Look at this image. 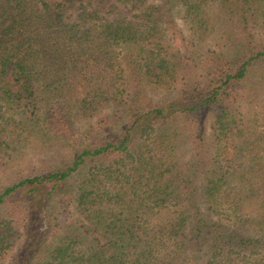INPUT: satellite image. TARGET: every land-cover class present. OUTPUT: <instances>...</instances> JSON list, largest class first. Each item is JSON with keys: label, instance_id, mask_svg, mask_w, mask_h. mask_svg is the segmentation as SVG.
Returning <instances> with one entry per match:
<instances>
[{"label": "trees", "instance_id": "16d2710c", "mask_svg": "<svg viewBox=\"0 0 264 264\" xmlns=\"http://www.w3.org/2000/svg\"><path fill=\"white\" fill-rule=\"evenodd\" d=\"M161 1L0 0V264H264V0Z\"/></svg>", "mask_w": 264, "mask_h": 264}, {"label": "rangeland", "instance_id": "374dc122", "mask_svg": "<svg viewBox=\"0 0 264 264\" xmlns=\"http://www.w3.org/2000/svg\"><path fill=\"white\" fill-rule=\"evenodd\" d=\"M148 4L161 5V0H147ZM113 18L123 16L124 13L120 9L113 12ZM77 129H82V125L76 126ZM54 135L47 136L44 139L32 140L30 147H27V152L30 154V160L32 165H28L27 169L30 170L35 167V170L46 169L45 166L64 164L69 160L68 152L63 144L59 141H55Z\"/></svg>", "mask_w": 264, "mask_h": 264}]
</instances>
